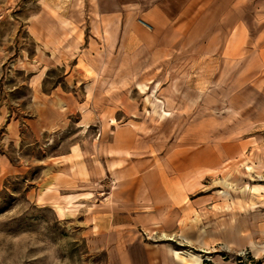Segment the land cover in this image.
<instances>
[{
  "label": "rangeland",
  "instance_id": "obj_1",
  "mask_svg": "<svg viewBox=\"0 0 264 264\" xmlns=\"http://www.w3.org/2000/svg\"><path fill=\"white\" fill-rule=\"evenodd\" d=\"M153 2L177 10L0 0V264H115L89 231L92 203H114L131 178L145 191L155 152L185 172L182 215L139 227L134 247H168L173 264H264V0H231L233 24L184 28L183 47L146 63L105 16ZM127 125L138 145L122 140ZM154 130L162 146L143 138Z\"/></svg>",
  "mask_w": 264,
  "mask_h": 264
},
{
  "label": "crops",
  "instance_id": "obj_2",
  "mask_svg": "<svg viewBox=\"0 0 264 264\" xmlns=\"http://www.w3.org/2000/svg\"><path fill=\"white\" fill-rule=\"evenodd\" d=\"M175 4L176 12L166 7L164 2H153L144 7L138 4L131 7L128 15L119 17L117 11L113 10L111 14L105 16L107 17L105 20L109 22L108 26L113 28L114 40L115 38L122 40V45L129 51H141L143 54L138 58L145 59L148 63L157 58L169 57L170 54L175 53L174 50L179 45L183 47L185 37L184 31L181 32V30L184 28H191L189 34L193 37L198 34L201 27L218 26V23L221 24L222 21H225L226 27L233 24L234 21L231 18L234 15V6H237L231 3V0H177ZM256 8L255 18L257 22L263 23L264 3H258ZM141 19L150 23L152 27H148ZM160 29H171L170 33L173 36H167V39L165 36L161 37L158 31ZM160 38H162L161 42H159ZM159 43L162 47H157ZM209 43H212L211 40ZM99 56L96 58L105 59V56ZM162 75L161 71L155 73L156 77ZM168 101L172 102L170 99ZM128 105L126 102L122 107ZM123 128H127V132L122 140L131 146L138 145L137 132L129 125ZM158 136L154 130L144 134L143 138L162 146L166 141H159ZM170 155L163 158L159 152L152 154V159H156V164L147 171L145 191H142V188L139 190L138 182L134 184L131 178L127 181L125 190H117L119 199H116L114 203H102L101 201L92 203L93 208L98 207L88 215L91 219L89 231L95 236H107L111 244L109 251L113 253L115 264H173L168 247L140 245L141 250L134 247L135 242L138 241L136 238L139 227H148V230L157 229L158 231L169 229L181 218L182 211L179 203L182 201L180 195L182 181L178 178L183 177L181 174L185 172L181 170L179 164L170 160ZM171 170L177 171L178 174L171 175ZM175 181L178 182L177 186L172 184ZM139 199H144V201H139ZM89 201L91 200L82 202L90 203ZM104 204L107 211L98 210ZM100 219H105L106 229L102 227L103 222H97Z\"/></svg>",
  "mask_w": 264,
  "mask_h": 264
},
{
  "label": "bare ground",
  "instance_id": "obj_3",
  "mask_svg": "<svg viewBox=\"0 0 264 264\" xmlns=\"http://www.w3.org/2000/svg\"><path fill=\"white\" fill-rule=\"evenodd\" d=\"M139 84H140L141 88L144 90L146 87V84H142V83H139Z\"/></svg>",
  "mask_w": 264,
  "mask_h": 264
}]
</instances>
